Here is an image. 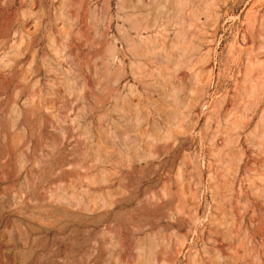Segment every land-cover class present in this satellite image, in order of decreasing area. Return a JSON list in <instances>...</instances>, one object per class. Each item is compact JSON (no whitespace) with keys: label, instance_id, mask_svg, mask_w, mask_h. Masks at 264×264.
Returning a JSON list of instances; mask_svg holds the SVG:
<instances>
[{"label":"rangeland","instance_id":"374dc122","mask_svg":"<svg viewBox=\"0 0 264 264\" xmlns=\"http://www.w3.org/2000/svg\"><path fill=\"white\" fill-rule=\"evenodd\" d=\"M0 264H264V0H0Z\"/></svg>","mask_w":264,"mask_h":264},{"label":"bare ground","instance_id":"6f19581e","mask_svg":"<svg viewBox=\"0 0 264 264\" xmlns=\"http://www.w3.org/2000/svg\"><path fill=\"white\" fill-rule=\"evenodd\" d=\"M251 72H252V70H251Z\"/></svg>","mask_w":264,"mask_h":264}]
</instances>
